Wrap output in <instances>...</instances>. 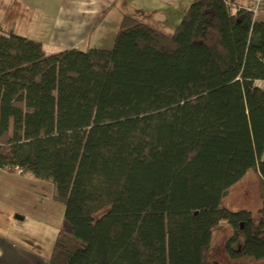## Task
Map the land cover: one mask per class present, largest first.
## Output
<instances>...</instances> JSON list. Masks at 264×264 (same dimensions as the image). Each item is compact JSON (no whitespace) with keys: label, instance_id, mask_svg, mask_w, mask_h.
Listing matches in <instances>:
<instances>
[{"label":"trees","instance_id":"16d2710c","mask_svg":"<svg viewBox=\"0 0 264 264\" xmlns=\"http://www.w3.org/2000/svg\"><path fill=\"white\" fill-rule=\"evenodd\" d=\"M226 1L171 31L124 12L111 49L2 30L0 167L65 205L48 264H220L223 221L232 259H264V20ZM250 170L256 212L225 201Z\"/></svg>","mask_w":264,"mask_h":264},{"label":"rangeland","instance_id":"374dc122","mask_svg":"<svg viewBox=\"0 0 264 264\" xmlns=\"http://www.w3.org/2000/svg\"><path fill=\"white\" fill-rule=\"evenodd\" d=\"M50 17L38 14V12L28 15V12L23 10L21 14L16 15L0 7V31L13 28L19 34L39 40L50 51H56L57 47L65 45L68 40L62 34L64 31L54 30L56 28H54L53 19L48 22L42 21L43 18L50 19ZM86 48L88 47L83 46L82 49ZM28 176L35 178L36 181L32 183L17 180L16 182L9 177V180L4 183V176L0 175V186L4 184L3 188L0 187V192H2L0 197L2 195L6 202L11 203L12 208L25 211L26 220L15 221L16 225L12 227L11 238L24 248L19 249L28 254L25 257L32 259L33 264H48L58 230L62 226H67L64 220L65 205L53 198L54 186L51 181L36 178L30 173ZM225 201L233 208L246 206L256 212L261 200L259 182L255 172L248 171L240 181L235 183L229 189ZM232 233L233 229L227 221H223L221 226L214 229L211 259L220 264H264V259L259 261L250 258L232 259L226 250L227 239Z\"/></svg>","mask_w":264,"mask_h":264},{"label":"crops","instance_id":"0c3cea01","mask_svg":"<svg viewBox=\"0 0 264 264\" xmlns=\"http://www.w3.org/2000/svg\"><path fill=\"white\" fill-rule=\"evenodd\" d=\"M232 1L240 4L248 2V0ZM191 2L192 0H0V7L16 15L21 14L23 10L28 12V15L38 12L43 16H51L50 19L43 18L42 21L48 22L53 19L55 25L53 27L56 28L54 30L64 31L62 34L68 40L65 45L57 47L56 51H60L71 47L83 48V46L111 48L124 12L134 13L164 30H173ZM101 15L103 16L100 18ZM257 19L264 20V12L260 13ZM42 45L47 52H55ZM256 83L264 86V80H257ZM28 174L11 172L0 167V175L4 176V183L9 177L16 182L17 180L32 183L36 181ZM1 185L0 187L3 188L4 184ZM10 204L1 195L0 264H33L32 259L25 257L27 253L19 249L23 247L11 238L15 221L26 220L25 211L12 208Z\"/></svg>","mask_w":264,"mask_h":264},{"label":"built area","instance_id":"2783aa9c","mask_svg":"<svg viewBox=\"0 0 264 264\" xmlns=\"http://www.w3.org/2000/svg\"><path fill=\"white\" fill-rule=\"evenodd\" d=\"M226 3L233 12L239 7L236 3L230 0H227ZM244 5L248 10L253 12L255 17L264 12V0H248V2Z\"/></svg>","mask_w":264,"mask_h":264}]
</instances>
